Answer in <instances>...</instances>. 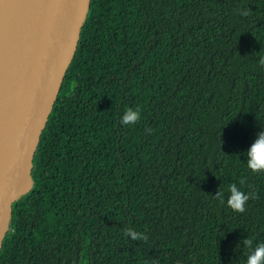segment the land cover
<instances>
[{
  "label": "trees",
  "instance_id": "16d2710c",
  "mask_svg": "<svg viewBox=\"0 0 264 264\" xmlns=\"http://www.w3.org/2000/svg\"><path fill=\"white\" fill-rule=\"evenodd\" d=\"M259 55L264 0H92L0 264H244L243 240L264 243V174L245 164ZM233 183L255 193L243 213Z\"/></svg>",
  "mask_w": 264,
  "mask_h": 264
},
{
  "label": "water",
  "instance_id": "95a60500",
  "mask_svg": "<svg viewBox=\"0 0 264 264\" xmlns=\"http://www.w3.org/2000/svg\"><path fill=\"white\" fill-rule=\"evenodd\" d=\"M92 0H22L0 80V251Z\"/></svg>",
  "mask_w": 264,
  "mask_h": 264
},
{
  "label": "clouds",
  "instance_id": "9594fccd",
  "mask_svg": "<svg viewBox=\"0 0 264 264\" xmlns=\"http://www.w3.org/2000/svg\"><path fill=\"white\" fill-rule=\"evenodd\" d=\"M245 15L247 13H244ZM260 53V52H259ZM257 53V54H259ZM257 64L260 69L264 70V55H259ZM141 119V112L139 108H127L119 118L121 126H134ZM151 129H145L146 134L151 133ZM245 164L247 170L253 174H264V127L256 134V138L250 144L246 151ZM226 205L235 213H243L250 199L255 198V193L245 192L237 184L233 183L227 189ZM221 204L225 203L224 193L217 191L213 196ZM123 235L133 241L139 240L143 237L142 233L136 231L131 227L123 229ZM243 245L250 249L244 264H264V243H259L252 249V240L246 238L243 240Z\"/></svg>",
  "mask_w": 264,
  "mask_h": 264
},
{
  "label": "bare ground",
  "instance_id": "6f19581e",
  "mask_svg": "<svg viewBox=\"0 0 264 264\" xmlns=\"http://www.w3.org/2000/svg\"><path fill=\"white\" fill-rule=\"evenodd\" d=\"M22 0H0V80L9 56L7 46L12 39Z\"/></svg>",
  "mask_w": 264,
  "mask_h": 264
}]
</instances>
